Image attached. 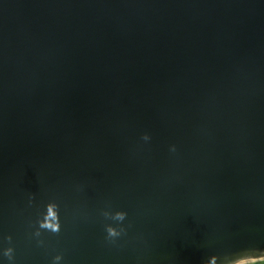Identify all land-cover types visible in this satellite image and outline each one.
I'll return each mask as SVG.
<instances>
[{"label": "water", "instance_id": "95a60500", "mask_svg": "<svg viewBox=\"0 0 264 264\" xmlns=\"http://www.w3.org/2000/svg\"><path fill=\"white\" fill-rule=\"evenodd\" d=\"M244 250L264 260V0H0V264Z\"/></svg>", "mask_w": 264, "mask_h": 264}, {"label": "clouds", "instance_id": "9594fccd", "mask_svg": "<svg viewBox=\"0 0 264 264\" xmlns=\"http://www.w3.org/2000/svg\"><path fill=\"white\" fill-rule=\"evenodd\" d=\"M54 213L52 212L51 206L48 208V216H52ZM127 215L126 212L124 213H117L115 216H113V219H116L118 221H122L125 216ZM42 227H48L52 230H58L59 224L52 223L50 220L45 218V223L41 225ZM108 236L110 237H116L120 235V229L108 227L107 228ZM13 253V248H9L6 252V255H9V259L11 260ZM260 255L264 256V253H259ZM257 254H251L248 250H244L242 252L237 253H226L223 256L218 254H211L209 255L204 261L203 264H245V262L253 257H255ZM59 259V257H57Z\"/></svg>", "mask_w": 264, "mask_h": 264}, {"label": "rangeland", "instance_id": "374dc122", "mask_svg": "<svg viewBox=\"0 0 264 264\" xmlns=\"http://www.w3.org/2000/svg\"><path fill=\"white\" fill-rule=\"evenodd\" d=\"M246 264H264V260H256V261H251Z\"/></svg>", "mask_w": 264, "mask_h": 264}]
</instances>
